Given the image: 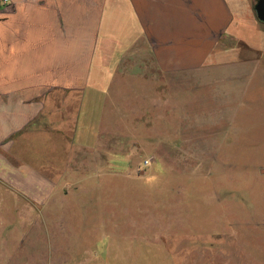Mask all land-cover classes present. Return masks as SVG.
<instances>
[{"label":"rangeland","instance_id":"obj_1","mask_svg":"<svg viewBox=\"0 0 264 264\" xmlns=\"http://www.w3.org/2000/svg\"><path fill=\"white\" fill-rule=\"evenodd\" d=\"M228 48L240 67L216 83L162 73L148 50L138 58V82L118 85L103 145L66 146L49 195L33 172L32 194L11 203L35 207L1 232L25 241L16 264H264V47ZM174 231L187 238L170 239ZM175 239L187 241L177 254Z\"/></svg>","mask_w":264,"mask_h":264},{"label":"crops","instance_id":"obj_2","mask_svg":"<svg viewBox=\"0 0 264 264\" xmlns=\"http://www.w3.org/2000/svg\"><path fill=\"white\" fill-rule=\"evenodd\" d=\"M258 1L11 0L0 9V195L9 197L0 204V264H16L27 255L16 231L1 232L21 226L16 218L35 207L11 203L32 194L33 172H41L38 178L49 195V181L64 178L66 146L103 145L102 124L114 115L118 85L138 82L143 68L138 58L148 50L162 73L194 70L202 82L216 83L222 71L240 67L237 49L226 47H264ZM146 38L154 47H146ZM238 73L230 75L232 81ZM44 148L50 160L40 153ZM39 210L46 213L48 227L49 205ZM176 234L170 239L187 238ZM186 242H172L174 253Z\"/></svg>","mask_w":264,"mask_h":264},{"label":"water","instance_id":"obj_3","mask_svg":"<svg viewBox=\"0 0 264 264\" xmlns=\"http://www.w3.org/2000/svg\"><path fill=\"white\" fill-rule=\"evenodd\" d=\"M257 16L260 21L264 22V0H259L256 5Z\"/></svg>","mask_w":264,"mask_h":264},{"label":"built area","instance_id":"obj_4","mask_svg":"<svg viewBox=\"0 0 264 264\" xmlns=\"http://www.w3.org/2000/svg\"><path fill=\"white\" fill-rule=\"evenodd\" d=\"M11 4V0H0V9L6 8ZM146 165H150V160L145 161Z\"/></svg>","mask_w":264,"mask_h":264}]
</instances>
